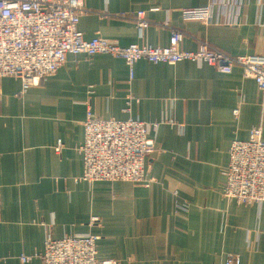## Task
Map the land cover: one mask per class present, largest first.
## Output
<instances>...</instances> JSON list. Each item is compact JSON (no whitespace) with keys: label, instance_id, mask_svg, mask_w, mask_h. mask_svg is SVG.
Wrapping results in <instances>:
<instances>
[{"label":"crops","instance_id":"1","mask_svg":"<svg viewBox=\"0 0 264 264\" xmlns=\"http://www.w3.org/2000/svg\"><path fill=\"white\" fill-rule=\"evenodd\" d=\"M77 27L120 46H166L181 30V48L203 40L230 55L264 54V0H83ZM211 6V21L187 20L185 8ZM149 24L139 37L133 16ZM122 58L69 55L56 73L19 94L21 81L0 82V264L42 251L54 238L93 233L97 258L117 264H264V204L224 198L221 169L234 139L253 127L264 139V97L239 66L218 72L200 61L139 60L130 84ZM138 99L127 107V93ZM92 91L89 93V91ZM94 116L151 125L155 149L145 159L148 186L80 180L85 101ZM237 109V114L234 110ZM61 139V154L55 152ZM92 216L99 226H88Z\"/></svg>","mask_w":264,"mask_h":264},{"label":"built area","instance_id":"2","mask_svg":"<svg viewBox=\"0 0 264 264\" xmlns=\"http://www.w3.org/2000/svg\"><path fill=\"white\" fill-rule=\"evenodd\" d=\"M88 11L83 0H0V82L4 77L19 79L21 95L54 75L69 55L83 54L90 58L108 54L125 61L129 71L127 85L131 83L136 63L142 59L154 64L203 61L221 73H230L234 65L239 66L243 77L253 79L264 97V54L230 55L203 40H199L195 50H185L181 48L184 33L177 29L171 31L166 46L136 43L120 46L101 36L85 39L77 24L79 17ZM182 14L187 20L210 23L211 6L185 8ZM133 19L142 37L149 24L144 12H136ZM126 91L128 111L131 101L138 99L128 88ZM85 104L83 140L77 147L83 164L80 180L132 181L148 186L145 159L155 149L148 129L151 125L156 130L157 124L136 118L96 117L90 99ZM234 112L237 114V109ZM63 145L58 139L55 145L58 155ZM221 174L224 198L238 204H264V139L260 126L250 129L247 140L231 142L228 162ZM100 224L98 216H92L87 223L91 227ZM99 238L97 234L83 233L57 239L48 229L43 250L22 254L19 260L27 263L39 259L40 264H117L113 258H97ZM225 264H240V258L228 253Z\"/></svg>","mask_w":264,"mask_h":264},{"label":"rangeland","instance_id":"3","mask_svg":"<svg viewBox=\"0 0 264 264\" xmlns=\"http://www.w3.org/2000/svg\"><path fill=\"white\" fill-rule=\"evenodd\" d=\"M145 14V13H144ZM235 140V139H234ZM237 140H239V139H237ZM247 140V139H246ZM233 141V140H232ZM230 147V146H229ZM128 182H132V181H128ZM132 183H136V182H132ZM141 184V183H140Z\"/></svg>","mask_w":264,"mask_h":264}]
</instances>
